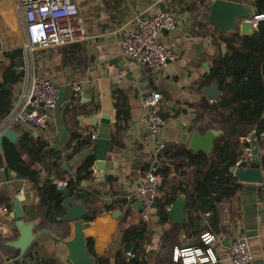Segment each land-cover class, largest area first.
<instances>
[{"label": "crops", "instance_id": "0c3cea01", "mask_svg": "<svg viewBox=\"0 0 264 264\" xmlns=\"http://www.w3.org/2000/svg\"><path fill=\"white\" fill-rule=\"evenodd\" d=\"M112 1L80 0V12L90 36L88 39L61 47L41 48L33 53L30 61L33 72L50 76L57 87L67 85L68 89L66 98L59 107L54 108L45 128H36L24 122L4 128L13 130L16 137H3L0 148V264H5L8 259L15 260L17 264H40V261L51 259L58 264H70L66 259L65 245L49 234L38 235L22 256L16 248L7 245V242L19 236L17 228L10 225L12 201L16 196L22 197L20 208L23 220L34 223V233L48 230L55 237L71 239V223L43 222L39 213L37 184L22 175L20 170H35L38 184L45 179L54 182L74 173L87 156L93 155L94 142L90 135L95 136L99 123L94 125L91 121L97 119L98 122L101 114L109 116L112 147L105 157L103 176H96L94 158L93 178L84 184L96 195L91 206L96 215L87 221L89 225L83 232L86 241L92 239L95 253L106 257L110 264L114 263L117 252L125 253L123 245L126 242L122 241L121 229L135 225L141 218L139 210L135 208L136 200L128 211L126 206L107 211L103 204L122 195H132L137 190L145 164L151 166L149 169L158 166L157 159L153 157L157 143L183 144L188 149L193 131L203 134L215 129L219 134L213 139V148L215 140L223 135L221 129H205L208 122L206 115L202 120L196 119L197 113H201L197 105L201 100H206L203 87L197 89L207 74L203 64L210 68L212 60L226 52L225 42L220 41L216 34L210 35L215 27L206 19L215 0H163L157 5L146 0H114L119 2L116 9ZM229 1L242 4L245 11L255 9L256 15L262 14L258 7L261 0ZM163 8L170 10L177 18L176 28L162 34V40L173 47L175 59L154 75L147 67L124 58L117 40L122 26L134 13H154ZM234 32L245 36L239 31ZM24 41L23 20L17 0H0V91L10 93L11 107L25 85V74L20 70ZM222 45L225 47L224 53ZM73 81H82L83 89L70 99ZM88 84H92V92L84 99ZM152 90L161 93L158 112L166 121L156 134L142 122L143 115L148 111L143 94ZM5 116L0 115V123ZM4 129H0V134ZM85 132L88 134L85 135ZM86 138L90 143L81 144ZM41 142L45 143L39 153L44 156L43 160L37 159L39 154H35L37 144ZM256 143L260 157L264 151V139ZM244 145L243 136L235 139L231 167ZM52 160L59 161L55 174L49 173L46 167ZM172 175H175L174 171ZM179 178L185 182L186 189L192 191L194 178L190 169L187 168ZM237 182L241 183L242 188L234 196L217 204L215 220L210 209L196 205L192 215L198 227L202 228L199 236L185 237L181 234L179 237L178 247L184 248L200 246L202 234L214 236L207 247L214 252L216 262L202 264H231L230 248L236 239H245L251 255L250 264H264V199L260 197L263 183ZM116 209L120 213L113 217L111 213ZM155 210L146 221L149 229L148 264H157L162 233L171 225L170 219L159 223ZM188 221L187 213L185 222ZM65 234L68 235L63 237Z\"/></svg>", "mask_w": 264, "mask_h": 264}, {"label": "trees", "instance_id": "16d2710c", "mask_svg": "<svg viewBox=\"0 0 264 264\" xmlns=\"http://www.w3.org/2000/svg\"><path fill=\"white\" fill-rule=\"evenodd\" d=\"M112 2L116 9L119 2L114 0ZM258 7L262 11L263 18L257 22L253 34L239 36L233 31L225 35L216 28L210 32L211 36L218 35V39L226 45V52L218 54L212 60L209 72L197 86V89H201L205 85L216 82L221 91L218 100L209 103L203 99L197 105L201 113H197L196 119L202 120L205 115L208 117L205 129L218 128L223 131V135L215 140L211 153L193 152L183 144H165L156 158L158 166L153 168V171L160 176L159 198L155 210L159 223L169 221L166 208L179 193L186 194L184 208L189 214L188 222L171 223L170 227L163 231L157 264H180L172 260V252L179 245L180 235L199 236L202 228L198 227L192 215L197 204L199 208L210 209L212 219L215 220L217 204L225 198L234 196L242 188L241 183L237 182L238 178L230 170L234 156L232 146L235 144V139L251 134L254 135L255 141L260 142L264 139V0L259 1ZM10 107V93L7 90H1L0 115L7 114ZM82 143L89 144L90 140L86 138ZM244 144L248 145L249 142L244 141ZM44 146L45 143H38L35 154L42 152ZM36 158L43 160L44 156L39 154ZM93 162V155L87 156L72 173L75 176L70 175L66 183L73 198L89 207L90 211L85 217L86 221H91L96 215V212L91 210L96 195L84 185L86 181L93 178L91 170ZM260 162L264 169V151L260 155ZM46 167L49 173L55 174L59 161L52 160ZM149 168H151L149 164L143 167L144 170ZM187 168L190 169L194 178L192 191H188L184 186L185 182L179 178ZM172 171L175 175H172ZM20 173L37 184L39 213L43 222L67 225L66 222L56 220L64 213L61 207L63 193L53 180L45 179L38 184V175L35 170L31 172L20 170ZM260 192L261 199H264V181ZM133 202V199L129 200L126 195H122L109 203L105 202L103 207L109 211L114 207L126 206L128 211ZM147 225L146 221L140 220L133 226L121 229L122 241L131 243L132 248L129 253L117 252L113 264H148L149 229ZM200 247L205 248L207 245L202 243ZM87 250L93 257L95 256L96 264H110L106 257L95 253L90 238L87 239ZM40 264H58V262L51 259L40 261Z\"/></svg>", "mask_w": 264, "mask_h": 264}, {"label": "built area", "instance_id": "2783aa9c", "mask_svg": "<svg viewBox=\"0 0 264 264\" xmlns=\"http://www.w3.org/2000/svg\"><path fill=\"white\" fill-rule=\"evenodd\" d=\"M157 5L163 0H146ZM23 20L25 41L22 44L23 64L20 70L25 74V85L15 99L6 116L1 120L0 129L7 126L28 123L36 128H45L51 113L56 107L58 87L50 76L39 75L31 68L33 53L41 48L61 47L68 44L82 42L90 36L87 33L85 20L80 12V0H17ZM263 14L256 15L251 22L256 25ZM177 18L168 9H160L154 13L138 11L122 26L117 44L121 55L147 67L151 74L156 75L168 62L174 61L173 47L162 40L163 32H170L176 28ZM83 82L73 81L71 92L75 97L82 92ZM161 93L157 90L143 94V102L148 111L143 115V124L154 134L158 133L166 124L165 118L158 112ZM88 134V132H85ZM93 140L94 135H90ZM244 141L250 142L248 136ZM164 148V144L157 143L153 150L154 159ZM251 146L244 145L241 153L234 162V167L244 169L248 167ZM92 171H95L92 165ZM264 174V170L262 171ZM56 181L57 188L66 186L69 176ZM1 176V168H0ZM160 176L153 169L142 172V179L137 190L126 197L140 201L139 215L141 220L148 221L153 213V202L159 197ZM2 207L0 206V210ZM214 239L213 235H201L203 244L208 245ZM172 260L180 264L215 263L216 257L210 247H175ZM231 264H250L251 255L245 239H236L230 248ZM5 264H17L8 259Z\"/></svg>", "mask_w": 264, "mask_h": 264}, {"label": "water", "instance_id": "95a60500", "mask_svg": "<svg viewBox=\"0 0 264 264\" xmlns=\"http://www.w3.org/2000/svg\"><path fill=\"white\" fill-rule=\"evenodd\" d=\"M256 15L255 9L245 11L242 4L237 2H232L229 0H215L210 5L209 13L206 17L209 23H211L215 28L222 32L239 31L240 34H253L255 31V26L250 20L251 16ZM222 52L224 53L225 47L221 46ZM204 68L206 72H209V66L204 63ZM67 85H62L58 87V96L56 100V107H59L64 101L67 95ZM92 92V84H88L87 88L84 90V96L88 98ZM203 93L206 100L214 102L218 100L221 96V91L218 88L216 82H212L210 85L203 87ZM74 96L71 95L69 98L72 99ZM92 124L97 123V133L93 138L94 148L93 155L95 158L94 166L97 170V177H102L105 167V157L108 152H110L112 143L109 136V116L107 114H101L98 119L91 121ZM219 134L215 129H210L203 134L193 131L190 136L188 149L193 152H203L209 154L212 150L213 139ZM3 137H8L14 139L16 133L7 128L4 129L0 134V148ZM251 150V158L248 167L241 169L234 166L231 167V172L235 174L241 182H255L263 183L264 175L262 173V167L259 157V152L257 148V143L253 134L249 135ZM4 174L7 175V170L4 169ZM56 181L54 183L56 184ZM59 190L63 193V201L61 207L64 213L57 220L61 222L71 223L73 227V235L69 240H64L59 237H55L48 230H42L41 232L34 233V223H25L23 220V213L20 208L21 196H16L13 201V211L10 214V225L15 226L19 232V236L14 241L7 242V245L16 248L19 251V255L22 256L27 248L32 244L34 239L42 234L51 235L56 241L65 245L67 248L66 259L70 264H96L95 258L87 250V241L84 236V228L88 227L89 223L85 220L86 215L89 213L90 209L84 203L76 201L71 195L70 190L66 186H59ZM158 196L154 198L152 204L153 208H156L158 202ZM185 194L179 193L173 202L167 209V215L170 219V223L182 224L187 219V213L184 208ZM141 202L137 201L135 203V208L140 209ZM120 211L118 209L114 210L111 215L113 217L118 216ZM131 249V243H125L123 245V251L129 253Z\"/></svg>", "mask_w": 264, "mask_h": 264}, {"label": "rangeland", "instance_id": "374dc122", "mask_svg": "<svg viewBox=\"0 0 264 264\" xmlns=\"http://www.w3.org/2000/svg\"><path fill=\"white\" fill-rule=\"evenodd\" d=\"M249 137V136H248ZM248 145H250V142H249V144Z\"/></svg>", "mask_w": 264, "mask_h": 264}]
</instances>
